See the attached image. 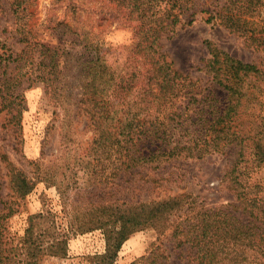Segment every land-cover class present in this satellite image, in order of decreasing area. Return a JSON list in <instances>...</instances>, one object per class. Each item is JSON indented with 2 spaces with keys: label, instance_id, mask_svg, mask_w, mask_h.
Returning a JSON list of instances; mask_svg holds the SVG:
<instances>
[{
  "label": "trees",
  "instance_id": "trees-1",
  "mask_svg": "<svg viewBox=\"0 0 264 264\" xmlns=\"http://www.w3.org/2000/svg\"><path fill=\"white\" fill-rule=\"evenodd\" d=\"M67 1L73 14L79 13L76 1ZM108 1L122 9L134 33L126 63L107 66L109 52L119 55L120 50L108 47L103 31L82 25L65 24L64 32L71 35L68 45L81 47L74 54L73 71L68 69L70 52L57 45L28 44L20 37L25 47L16 53L0 42V114L9 115L8 122L15 120L16 126L24 91L39 83L59 109L82 111L93 131L83 167L92 171L95 186L105 187L138 167L156 170L174 159L224 154L236 146V158L222 176L233 201L209 205L191 194L175 193L68 208L63 200L66 230L102 231L106 247L95 264H112L128 235L143 227L159 235L168 233L180 252L186 251L185 264H264V180H251L249 175L264 168V114L253 110L254 104L264 103V67L205 41L209 56L202 68L226 93L218 107L211 91L204 95V89L176 70L159 47L163 34L173 33L184 20L191 23L198 14L205 22L220 24L264 47V0ZM21 3L17 2L18 8ZM79 18L73 15L72 21L78 23ZM0 162H5L18 197L30 193L40 180L52 182L40 168L30 176L11 165L6 153L0 154ZM92 162L100 169H91ZM150 178L153 186H161L160 178ZM4 206L0 207V264H40L43 256L65 254L67 231L59 228L50 209L29 214L18 233L9 224L17 209L7 206L4 211ZM130 264L169 262L165 249L153 246Z\"/></svg>",
  "mask_w": 264,
  "mask_h": 264
},
{
  "label": "rangeland",
  "instance_id": "rangeland-1",
  "mask_svg": "<svg viewBox=\"0 0 264 264\" xmlns=\"http://www.w3.org/2000/svg\"><path fill=\"white\" fill-rule=\"evenodd\" d=\"M74 1L81 8L75 14L67 0H0L1 44L16 53L25 47L20 37H25L28 44L43 41L57 45L70 52L67 55L68 69L73 71L76 63L73 61L74 54L80 52L81 47L68 45L66 39L71 35L64 32L65 24L82 25L93 32L103 31V34L108 33L113 25L129 30L130 23L122 9L108 0ZM17 2H22L19 8ZM15 9H18L16 13ZM17 15L21 18L18 19ZM73 15L80 17L78 23L72 21ZM203 17V14H198L191 23L182 21L173 33L160 37L159 47L176 70L195 80L204 89V95L211 91L216 104L221 107L226 93L202 68L209 56L205 41L237 59L260 67H264V47L250 44V40L220 24L207 23ZM261 17L264 18V7ZM23 97V109L16 126L12 124L15 120L8 122L9 115L4 117L3 113L0 114V154L6 153L11 165L30 176L39 168L48 172L52 182L40 180L30 193L18 197L11 189L5 162H0V207L5 205L4 211H7V206L17 209L9 219L12 231L22 233L26 217L46 209L54 213L59 228L67 231L63 213L65 201L68 208L79 205L89 207L88 202L97 205V202L122 198L136 202L175 193L191 194L209 205L233 201L228 183L223 181L222 176L236 158V146L226 149L224 154L216 153L200 159H174L162 163L156 170L138 167L132 170V174H120L105 187L103 184L95 186L93 176L90 177L92 171L83 167L93 131L82 111L76 107L69 108L67 112L59 109L40 83L26 89ZM253 107L256 113L264 114V103L261 107L260 103ZM36 161L40 165L37 166ZM93 164L95 162H92L91 169H100ZM249 175L251 180H264V168L249 171ZM149 176L160 178L158 183L161 186H153ZM66 246L64 255L43 256L40 264H95L96 256L104 252L106 243L102 231L96 228L67 231ZM153 246L165 249L169 264H185L184 248L181 253V248L175 246L168 233L159 235L151 227L129 234L112 264H130L147 254Z\"/></svg>",
  "mask_w": 264,
  "mask_h": 264
},
{
  "label": "clouds",
  "instance_id": "clouds-1",
  "mask_svg": "<svg viewBox=\"0 0 264 264\" xmlns=\"http://www.w3.org/2000/svg\"><path fill=\"white\" fill-rule=\"evenodd\" d=\"M105 40L110 49H119V55H113L110 51L105 57V62L110 68L122 67L127 61L126 50L135 43L134 33L126 28L113 25L112 29L105 34Z\"/></svg>",
  "mask_w": 264,
  "mask_h": 264
}]
</instances>
